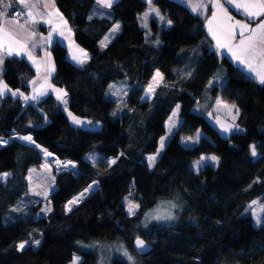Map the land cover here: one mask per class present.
<instances>
[{
	"label": "trees",
	"instance_id": "trees-1",
	"mask_svg": "<svg viewBox=\"0 0 264 264\" xmlns=\"http://www.w3.org/2000/svg\"><path fill=\"white\" fill-rule=\"evenodd\" d=\"M55 1L89 58L75 65L66 47L55 41L51 80L65 89L73 114L100 122V128L73 125L52 94L24 104L9 94L0 96V138H10L0 147V174L9 169L0 181V264H67L75 252L81 256L78 264H98L96 250L84 245L123 240L131 247L143 213L175 196L183 203L175 223L139 230L152 244L147 254H137L141 264H264V221L255 226L251 212L253 200H264V85L235 73L232 63L212 48L205 16L176 0H152L164 18L151 17L150 32L138 19L146 0H117L110 15L101 17H90L95 0ZM114 22L120 31L101 45ZM221 65L228 72L225 82L209 90L238 109L241 130L228 136L193 110ZM156 70L163 81L151 99H141ZM34 74L23 57H5L1 76L10 88L28 92ZM113 79L127 85L126 106L115 117L116 101L105 96ZM176 104L180 123L149 166L146 155L156 150ZM197 130L202 135L196 143L181 142ZM21 134H30L58 158L75 161L76 168H53L48 213L37 215L42 201H32L24 216L5 224L3 215L27 193L28 161L39 158L35 147L16 137ZM202 153L216 154L219 162L194 170L192 163ZM84 189L68 210L67 201ZM130 190L139 205L132 214L123 201ZM23 239L40 243L19 249ZM108 264L127 263L112 256Z\"/></svg>",
	"mask_w": 264,
	"mask_h": 264
},
{
	"label": "crops",
	"instance_id": "crops-1",
	"mask_svg": "<svg viewBox=\"0 0 264 264\" xmlns=\"http://www.w3.org/2000/svg\"><path fill=\"white\" fill-rule=\"evenodd\" d=\"M115 1L117 0H114V2ZM146 1L147 8L148 2H150L151 0ZM176 1L182 3L190 11H192L189 0ZM197 2L198 0H191L192 4H195ZM199 2H202L204 7L200 8L197 12H192L199 13L205 16L204 27L209 38L211 39L212 48L214 49L216 54L219 57L225 56L232 63L235 73L244 76L250 82L259 83L258 78H256L255 76V72H264V67H261L260 60H248L246 58V63H240L239 61H237L233 57V52L237 51L236 46L239 44V35H237L236 39L229 40L226 39L225 35L223 34L229 23H235L236 20H239L241 22H248V17L244 14L243 9L241 8L240 10H237L235 6V3L243 4L244 0H235V3L233 5L227 4L225 0H219V3L222 4L225 9H227L228 15L234 18L232 21H228L224 12L219 7L214 6V0H199ZM16 4L22 9L23 13L25 14L23 18L15 19L8 14V16L3 18V20H0V25L3 26L4 33L7 34H0V41H2L3 43V48L2 50H0V89H3L5 94H9L14 98L20 99L23 104L28 102H36L41 98L47 96L48 94H52L57 99L58 97H61L62 99H58L60 107L66 113L65 108L67 107V104H65L63 101H67L68 95L63 87L54 84L51 80L52 75L55 72V63L50 51V47L55 41L63 44L67 49V57L70 62L78 66L83 65L88 60L89 54L81 45H79L75 41L73 30L70 27L64 13L57 6L55 0H29V4L27 7L20 5L17 0ZM32 5L35 6L33 7ZM29 10H31L33 14V17L36 21L35 23L27 18L26 14ZM213 13H215V16L213 15ZM109 15V8L98 4L97 0H95L94 6L90 12V17H101ZM261 19H264V17H261ZM158 20L163 21V19L161 18H159ZM168 21L165 22L166 27L170 25ZM258 22V20L252 22L251 26L255 27V24ZM116 24L119 25L118 30H116L114 33H110L113 30V26H115ZM21 25H23V27H21ZM120 28V23L114 22L100 39L101 45H103L101 40L107 34H111L110 37L113 38L120 31ZM32 33H35V35H32ZM213 33H215L219 38V42L221 44H227L228 47H217V39H214ZM49 35L51 36V39H49ZM111 40H109V42ZM229 48H231L232 50L230 51ZM9 50H11L12 52L11 55L8 54ZM7 56L23 57L35 70L34 76L28 82V92H23L18 88H10L4 80L2 81L3 78L1 74L3 70V62L5 57ZM247 63L253 64V66L255 67V72L249 71ZM227 73L228 72L226 67L224 65H221L219 70L210 79L208 84L209 88H206L203 91L201 98H199L195 103V105L200 104V107L204 110V116L221 134L225 136H228L232 131H235L238 128L241 129V127L236 123L238 109L234 103L227 102L223 98L221 99V95L219 93L213 95L209 89L213 85H217L220 88L225 82ZM162 81L163 75L161 73L159 83H161ZM13 93H15V95H13ZM25 97H28V99H25ZM32 97H35V99H32ZM218 100L220 101V103H217ZM227 110L232 111V114L228 115ZM201 135L202 134H199V137ZM19 136L31 137L30 134L16 135L17 138H19ZM202 156H207L206 158L218 157L213 153H202L200 157ZM218 162L219 159L218 161L207 159L205 164L209 163L212 166H215ZM252 217L254 221L253 213ZM263 221L264 216L259 223L261 224Z\"/></svg>",
	"mask_w": 264,
	"mask_h": 264
},
{
	"label": "rangeland",
	"instance_id": "rangeland-1",
	"mask_svg": "<svg viewBox=\"0 0 264 264\" xmlns=\"http://www.w3.org/2000/svg\"><path fill=\"white\" fill-rule=\"evenodd\" d=\"M151 17H155L158 19L162 17L161 11L152 2V0L148 2V7L145 8V10H143L138 15L139 23L141 27L145 29L146 32H150L149 20ZM115 26H113V28ZM110 33H114L113 30ZM110 35L111 34H107L101 40L103 45H106L109 42V40H111L112 37H110ZM157 73H159V75H157ZM160 75L161 73L158 70L154 72L152 78L145 86L141 99H151L152 98L154 94V90L160 82ZM126 95H127V85L122 82V79H116V80L113 79L109 82L107 89H106L105 96L113 98L116 101V106L111 113L113 117L119 115L120 110L123 107L125 108L126 101H127ZM177 106L178 104H176L171 109V111L169 112V114L167 115L164 121L165 131L158 138V144H157L156 150L146 155V160L149 165L151 163V166L154 164L155 161L150 162L148 157L155 156V160L158 158V156L162 153L165 144L167 143V141L169 140V138L171 137V135L177 128L178 124L180 123L181 118L179 116V107ZM65 109H66V115L73 125L83 127V128H89V129H99L100 128V122L92 121L89 118L75 115L67 107ZM193 110L201 112L202 114L204 113L203 112L204 110L200 107V104H196L193 107ZM174 112H175V115H173ZM69 113H71V115H69ZM227 113L228 115H231L232 111L227 110ZM73 117L77 118L79 121H81V123L79 124L75 123L73 120ZM170 117H171V120L169 119ZM236 130H241V129L238 128ZM199 134H202L201 130H197L193 135H183L180 140L184 145H192L197 142L199 138ZM22 137H27V136H19L18 139L22 140L23 142L27 143L30 146L35 147L39 151V158L35 160L30 159L28 161L29 167H28L27 174H26V178L28 181L27 193H24L16 201L15 204L9 207L7 212L3 215L2 222L5 224L14 222L19 216H24L27 212V209H26L28 206L27 204H30V203L32 204V201L33 203H36L37 201H42V204L40 206V209L37 215L48 213L49 210L51 209V202L48 198V194L55 187L53 168L66 169L65 167H60V165L64 164L63 162L60 161L57 164L56 161H53L52 158L49 157L51 153H49L42 146L36 145L34 141L32 140V138L31 140H25V139H22ZM162 137L164 138L163 148H161V138ZM0 140H4V138H0ZM202 157H205V156H202ZM200 158L201 157L193 161L192 165H193L194 170H198L199 168H201L207 160L206 159L202 161ZM198 161L200 164L199 167L196 166ZM5 173L7 174L9 173L8 168H6L0 174L1 181H4L5 178L7 177L3 175ZM133 194H134V191L130 190V192L123 198V201L125 203V209L128 213H129L128 211L129 203H131V205L133 206V213L137 208L135 207V205H138L137 201L132 197ZM126 197L128 198L127 200L125 199ZM74 198L75 197H73L72 199ZM68 201H72V200H68ZM254 201L255 203H253ZM254 201L251 203V208H252L251 212L254 214L253 223L256 226L260 224L259 222L260 220H262V217L264 216V200L260 201V200L255 199ZM71 205L72 204H69L68 202L67 206H71ZM182 208H183V203L181 199L177 196L169 198V199L159 200L157 203L149 207L143 213L139 226H138L139 228H135L133 239L140 236L139 230H147L150 228L152 224H154L156 227H159L161 225H171L175 223L179 215V212L182 210ZM24 241L35 243V240L23 239L18 242V245ZM34 245H36V243ZM85 246L96 250L97 256H98V264H108L112 256H118L122 258L124 261H126L127 264H141V260L137 256V253L132 249V247H129V245H127L123 240H116L113 242L92 240L88 244L84 245V247ZM125 253H127V255H125ZM129 256L132 257L131 261L128 259ZM80 258H81L80 254L75 252L73 254L72 259L67 264H78Z\"/></svg>",
	"mask_w": 264,
	"mask_h": 264
},
{
	"label": "snow or ice",
	"instance_id": "snow-or-ice-1",
	"mask_svg": "<svg viewBox=\"0 0 264 264\" xmlns=\"http://www.w3.org/2000/svg\"><path fill=\"white\" fill-rule=\"evenodd\" d=\"M17 2L20 5H23L25 7H27L29 4V0H17ZM225 2L229 5H233L235 3V0H225ZM97 3L103 5L104 7L110 8L112 4L114 3V0H97ZM189 3H190L191 10L193 12H197L200 8L204 7L203 3L199 2V0L195 4H192L191 0H189ZM32 6L34 7L35 5H32ZM214 6L219 7L224 12L228 21H232L234 19L233 17L228 15L227 9H225L223 5L219 3V0H214ZM235 6L237 10H240L241 8L243 9L244 14L248 17V22H241L239 20H236L235 23H229L223 32L226 39H229V40L236 39L237 35H239L240 37L239 44L236 46L237 51L233 52V57L240 63H246L247 62L246 58L248 60L259 59L261 62V67H264V19H261V17H264V0H244L243 4L235 3ZM12 8H13V0H0V20H3V18L8 16L9 11ZM23 15L25 14L21 11H15L13 13L14 17H20ZM26 15H27V18L31 20L33 23L36 22L31 10H29ZM213 15L215 16V13H213ZM161 19H163V17H161ZM257 20L259 22L255 24V27H252L251 23ZM168 23L170 24L171 21H168ZM21 27H23V25H21ZM118 28H119V25H116L113 28V32L118 30ZM0 34L7 35L3 31L2 25H0ZM32 35H35V33H32ZM213 37L214 39H217V47H228L227 44H221L219 42V38L216 36L215 33H213ZM49 39H51L50 35H49ZM2 48H3V43L2 41H0V50H2ZM229 50L231 51L232 49L229 48ZM8 54L9 55L12 54L11 50H9ZM247 67L249 71L255 72V67L253 66L252 63H247ZM157 75H159V73H157ZM255 76L256 78H258V82L261 85H264V72H255ZM4 94H5L4 90L0 89V96H3ZM13 95H15V93H13ZM25 99H28V97H25ZM32 99H35V97H32ZM58 99H62V98L58 97ZM63 102L67 104L66 100ZM217 103H220V101L218 100ZM69 115H71V113H69ZM173 115H175V112L173 113ZM169 119L171 120V117ZM73 120L77 124L81 123V121H79L75 117H73ZM22 139L31 140V137L30 136L22 137ZM163 140L164 138L162 137L161 138V148H163L164 146ZM251 155L253 157H256L258 155V153L255 150L254 145L251 148ZM148 159L150 162H154L155 156H150L148 157ZM200 159L202 161L206 159L218 161L219 158L218 157H210V158L201 157ZM112 163H115V161H112ZM149 166H151V163ZM196 166L197 167L200 166L199 161L197 162ZM3 175L7 176L8 174L5 173ZM85 191H88V189H85ZM82 196H83V193H81L80 197H76L72 201H69V204L76 203L77 200L82 198ZM125 199L127 200L128 198L126 197ZM253 203H255V201ZM135 207H139V205H135ZM128 211L130 214L133 213V206L131 205V203H129ZM28 243H29L28 241L21 242L18 245V248L23 249L25 245ZM35 243L39 244L40 242L35 241ZM135 244L138 249H143L145 247L144 241L139 238L136 239ZM125 255H127V253H125ZM128 259L131 261L132 257L129 256Z\"/></svg>",
	"mask_w": 264,
	"mask_h": 264
},
{
	"label": "built area",
	"instance_id": "built-area-1",
	"mask_svg": "<svg viewBox=\"0 0 264 264\" xmlns=\"http://www.w3.org/2000/svg\"><path fill=\"white\" fill-rule=\"evenodd\" d=\"M15 11H22V9L16 4V0H13V8L9 11V15H11L13 18L15 19H21L23 18V16H20V17H14L13 16V13ZM10 141V138H4V140H0V147L4 146L5 144H7L8 142ZM60 159V158H59ZM53 160V159H52ZM63 160L64 162H67L68 164L67 165H64V166H60V167H65L66 169H75L76 168V162L75 161H71V160H66V159H61ZM54 161V160H53ZM55 163V162H54ZM56 165V164H55ZM57 166V165H56ZM59 167V166H58ZM94 184V182L92 183V185ZM81 193H85V189L82 190L80 193H78L76 196H74L75 198L76 197H80ZM82 198H80L78 201H80ZM70 200H73V199H70ZM76 202V203H77ZM75 205V203H73L71 206H67V203H66V208L69 210L71 209L73 206Z\"/></svg>",
	"mask_w": 264,
	"mask_h": 264
},
{
	"label": "water",
	"instance_id": "water-1",
	"mask_svg": "<svg viewBox=\"0 0 264 264\" xmlns=\"http://www.w3.org/2000/svg\"><path fill=\"white\" fill-rule=\"evenodd\" d=\"M137 238L144 241L145 247L143 249H138L136 247L135 241ZM131 247L138 255H144V254H147L152 249V244L148 242L147 240H145L143 237L139 236L133 239Z\"/></svg>",
	"mask_w": 264,
	"mask_h": 264
},
{
	"label": "bare ground",
	"instance_id": "bare-ground-1",
	"mask_svg": "<svg viewBox=\"0 0 264 264\" xmlns=\"http://www.w3.org/2000/svg\"><path fill=\"white\" fill-rule=\"evenodd\" d=\"M36 145H37V143H35ZM42 150V149H41ZM48 153V152H47ZM49 157L50 158H52L54 161H56L57 162V164L61 161V162H63L64 164H62V165H60V166H63V165H67V162H64L63 160H61V159H58V157L57 156H55V155H49ZM68 202L69 201H67V204H68Z\"/></svg>",
	"mask_w": 264,
	"mask_h": 264
}]
</instances>
